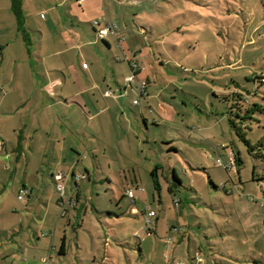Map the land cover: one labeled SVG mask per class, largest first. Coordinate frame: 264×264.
Instances as JSON below:
<instances>
[{"label": "rangeland", "instance_id": "374dc122", "mask_svg": "<svg viewBox=\"0 0 264 264\" xmlns=\"http://www.w3.org/2000/svg\"><path fill=\"white\" fill-rule=\"evenodd\" d=\"M144 4L145 39L153 51L142 52L139 66L149 78L148 91L156 95L153 102L171 107L175 115L158 117L156 104L143 109L149 142L163 158L159 165L165 170L158 171V191L145 172L138 189L128 186L145 195L135 205L138 210L149 208L157 218L145 227L149 234L132 236L135 225L108 217L125 216L130 206V198L122 194L123 181L113 180L114 195L102 177L90 184L85 181L88 195L81 199L88 212L69 208L66 217L50 212L49 218L52 226L59 219L60 228L68 220L75 224L81 235L79 254L76 233L68 228L73 250L68 249L64 258L57 259L58 252L53 259L45 257V264H264V0H145ZM130 99L126 98L127 104ZM11 103L0 97V131L16 137L24 134L23 125L27 129L36 125L37 117L30 115V105L10 113L5 106ZM133 113L145 142L142 118ZM169 138L178 153L162 144ZM15 152L9 143L0 151V264L39 263L41 255L34 247L51 223L47 220L42 228L45 207L40 197L32 204L24 195L17 199L26 167L24 157L14 166ZM231 156L236 159L235 173L226 169ZM168 166L176 171L180 185L171 171L165 173ZM169 188L180 201L177 209ZM173 228L181 231L175 234ZM90 233L97 249L90 243ZM169 238L172 241L166 245Z\"/></svg>", "mask_w": 264, "mask_h": 264}, {"label": "crops", "instance_id": "0c3cea01", "mask_svg": "<svg viewBox=\"0 0 264 264\" xmlns=\"http://www.w3.org/2000/svg\"><path fill=\"white\" fill-rule=\"evenodd\" d=\"M144 1L20 0V27L11 0H0V97L12 102L10 107L5 106L10 113L30 105V115L37 117L36 125H30L28 129L23 125V135L7 137L0 131V151L9 143L17 152L12 159L14 166L24 157L26 175L18 193L27 191L25 196L29 204L40 197L45 207L42 228L47 220L51 223L46 225L47 232L36 234L38 241L34 250L41 255L39 263L28 264H45V257L53 259L58 252L57 259H60L67 255L68 249L72 251L68 228L76 233L75 245L79 254L81 235L77 234L75 224L68 220L60 228L59 219L52 226L49 218L50 212H60L61 217H66L69 208L76 212L83 208L87 213L81 196L88 195L91 179H106L113 195V180L121 179L122 194L127 196L126 191L132 192L130 206L125 216L109 214L108 217L114 222L126 219L135 225L132 236L151 232L143 226V212L135 206L145 195L139 193L141 191L134 193L128 186L130 184L136 190L139 182L144 180V172L152 180L151 173L156 167L163 174L165 170L159 165L161 155L149 142L148 121L142 113L154 104L158 107V117L164 113L173 118L175 112L162 102H153L156 95L148 91L150 81L142 66L134 75L136 82H147V96L135 106L132 101L138 98L136 93L132 90L124 92V80L132 73L129 61L140 65L142 52L145 49L146 52L153 51L148 50L150 47L145 39L148 33L144 24ZM93 20L114 23L123 40L119 41V37L113 35L99 40L92 26ZM126 98H131L128 104ZM17 99L22 101L19 106L13 103ZM133 111L142 118L147 132L145 142ZM12 129L15 133L14 127ZM169 139L162 144L168 145L169 152L178 153L172 138ZM143 144H146V153ZM43 165L47 166L45 171L41 169ZM167 171H171L172 177L176 175L172 166H168L165 173ZM31 172L34 173L32 180ZM58 172L63 174L65 197L62 200L56 194L53 180V175ZM78 176L84 178L75 180ZM85 181L89 184H84ZM168 191L173 201L177 199L172 188ZM67 198L74 204H68ZM89 236L92 247L97 249L94 235L90 233ZM83 241L86 245L87 240ZM106 255L105 252L101 261H105ZM92 258L93 263H97V256Z\"/></svg>", "mask_w": 264, "mask_h": 264}, {"label": "built area", "instance_id": "2783aa9c", "mask_svg": "<svg viewBox=\"0 0 264 264\" xmlns=\"http://www.w3.org/2000/svg\"><path fill=\"white\" fill-rule=\"evenodd\" d=\"M92 26L95 30V35L99 40H105L108 36L113 35L116 37H119V41H122L123 38L120 36L119 34V29L117 27V25H115L114 23H110V22H102V21H96L93 20L92 21ZM129 61V60H128ZM129 66L130 69L132 71V73L130 74V76L126 77L124 80V84H125V88H124V92L126 93L128 90H132L133 92L136 93V95H138V100L134 99L132 101L133 105H139V100L143 97L147 96V82L146 81H140V82H136L135 81V75L134 73L136 71L141 70L139 68V65L137 64V62H131L129 61ZM2 148V142L0 141V149ZM217 165L218 166H222V162L221 160H217ZM226 169L230 170V171H235L236 169V165H235V161L232 158V156L230 157V161L228 163V166L226 167ZM81 178H84L83 176H78L75 177V180H79ZM53 180L55 182V191L56 194L60 197V199L62 200L65 195H64V184H63V174L61 172H58L56 174L53 175ZM27 191L22 190L20 192V195L18 196V200L21 201L22 200V195H26ZM126 195L132 199V192L131 190L126 191ZM174 206L177 209L179 207V199H175L174 201ZM67 203L70 205H73L74 202L67 198ZM155 216V213L153 211H150L149 208L145 209V212H143V220H144V226H148L152 224V219ZM181 231V228H173V232L175 234H178ZM172 238H169L167 240H165V244L168 245L169 243H171ZM198 261H200V258H197ZM44 262H46V260H44Z\"/></svg>", "mask_w": 264, "mask_h": 264}, {"label": "trees", "instance_id": "16d2710c", "mask_svg": "<svg viewBox=\"0 0 264 264\" xmlns=\"http://www.w3.org/2000/svg\"><path fill=\"white\" fill-rule=\"evenodd\" d=\"M11 3H12V10L15 13L17 20H18V26L21 27L22 23L20 21V10H19L20 0H11ZM234 161H236V159ZM235 165H236V162H235ZM158 170H159V168L156 167L153 170V172L151 173L153 187L157 191L159 190V184H158L157 179H156V171H158ZM173 180L176 182V184H180V181L177 179L175 174H173Z\"/></svg>", "mask_w": 264, "mask_h": 264}]
</instances>
